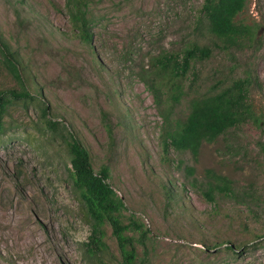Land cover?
<instances>
[{
	"label": "rangeland",
	"instance_id": "rangeland-1",
	"mask_svg": "<svg viewBox=\"0 0 264 264\" xmlns=\"http://www.w3.org/2000/svg\"><path fill=\"white\" fill-rule=\"evenodd\" d=\"M202 1L103 0L92 8L87 47L64 0H0V38L21 71L18 81L0 62V90L24 87L34 97L9 105L0 129V264H87L79 243L90 228L68 175L64 132L39 128L43 105L87 147L94 168L108 165L126 213L148 229L150 264H264V122L204 141L196 156L165 149V122L138 75L150 56L197 42L212 52L197 61L200 77L186 95L249 70L256 80L248 97L264 118V0H247L236 16L256 25L255 42L229 49L196 22ZM186 95L169 103L172 120L188 113ZM207 169L230 178L234 195L207 199ZM105 238L102 264H120L110 227Z\"/></svg>",
	"mask_w": 264,
	"mask_h": 264
},
{
	"label": "trees",
	"instance_id": "trees-1",
	"mask_svg": "<svg viewBox=\"0 0 264 264\" xmlns=\"http://www.w3.org/2000/svg\"><path fill=\"white\" fill-rule=\"evenodd\" d=\"M103 0H64L63 10L77 40L84 46L92 47L95 18L92 8ZM247 0H203L197 9L196 22L206 24L208 33L215 37L214 45L222 49L241 47L256 40V25L246 24L236 19ZM212 49L197 42L185 46L178 52L161 51L150 56V63L141 66L139 77L145 83L159 113L165 122L161 133L164 148L171 146L177 151H188L196 156L199 146L212 142L231 129L242 126L247 121L260 126L263 115L256 113L249 100L250 86L255 76L249 70L240 77L218 78L204 88L186 95L196 85L200 74L196 63L210 56ZM0 62L8 72L21 81L19 60L10 44L0 38ZM191 76V77H190ZM189 97L188 113L184 119L172 120L170 102H178L182 96ZM34 99L29 90L22 87L0 90V129L8 106L18 100ZM164 107H163V106ZM44 120L40 129L51 136L64 132L60 141L67 153L68 175L73 192L79 198L81 219L90 228L87 241L79 243V251L87 264H102V256L108 248L106 228L110 227L115 241V250L120 264H150L146 240L148 229L127 214L124 200L107 182L110 177L108 165L94 168L87 147L57 119L47 117L48 107H40ZM264 151V143L261 145ZM207 186L205 196L213 200L215 194L234 195L235 187L230 178L206 170ZM196 185V178L191 181ZM247 192H243L245 195ZM264 239V238H263ZM139 242L143 251H139ZM264 247V243H263ZM230 248V247H228Z\"/></svg>",
	"mask_w": 264,
	"mask_h": 264
}]
</instances>
